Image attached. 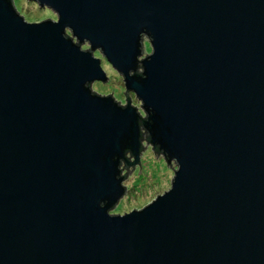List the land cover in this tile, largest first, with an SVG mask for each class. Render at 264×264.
<instances>
[{
  "label": "water",
  "instance_id": "1",
  "mask_svg": "<svg viewBox=\"0 0 264 264\" xmlns=\"http://www.w3.org/2000/svg\"><path fill=\"white\" fill-rule=\"evenodd\" d=\"M31 1L0 0V264H264V0ZM140 127L173 176L110 213Z\"/></svg>",
  "mask_w": 264,
  "mask_h": 264
},
{
  "label": "rangeland",
  "instance_id": "2",
  "mask_svg": "<svg viewBox=\"0 0 264 264\" xmlns=\"http://www.w3.org/2000/svg\"><path fill=\"white\" fill-rule=\"evenodd\" d=\"M13 6L25 20L39 21L45 18H55L54 13L46 7H38L36 2L31 0H12ZM81 46L85 48L86 43ZM97 52V51H94ZM150 52V46L145 36L142 37V55ZM95 56L100 57V64L103 68L105 81L93 80L90 88L99 94H110L119 103H124L126 96L131 104L136 107L139 113L143 114L140 101L132 92H125L123 77L115 71L98 53ZM175 163L171 160L166 162L161 153H156L148 142L143 141V150L140 151L139 160L135 165H130L122 179L126 187L125 193L118 199L116 204L109 209L110 213H122L132 208H140L156 194L161 193L169 187Z\"/></svg>",
  "mask_w": 264,
  "mask_h": 264
},
{
  "label": "trees",
  "instance_id": "3",
  "mask_svg": "<svg viewBox=\"0 0 264 264\" xmlns=\"http://www.w3.org/2000/svg\"><path fill=\"white\" fill-rule=\"evenodd\" d=\"M67 35H68V33H66ZM86 48H87V46H86ZM96 53H98L99 54V52H94V55L96 54ZM140 65H138V67H137V71L139 72L140 71ZM125 91V90H124ZM126 93L128 92V91H125ZM118 102V101H117ZM119 103V102H118ZM125 103V102H124ZM124 103H122V104H124ZM139 114H141V113H139ZM143 117H145V115L144 114H141ZM139 140H140V146H139V149H140V151H142L143 150V141H145V142H148V135H147V132L145 131V129L144 128H142V127H140V134H139ZM153 151L154 152H156V153H161L159 150H157V149H155V148H153ZM124 155H125V157H126V159L127 160H131L132 159V156H131V154H130V152L129 151H125L124 152ZM128 165H126V163H125V160H123V159H120L119 160V164H118V167H119V171H120V173H121V175H123V178H124V176L126 175V173L125 172H127L126 171V169L128 168L127 167ZM125 171V172H124Z\"/></svg>",
  "mask_w": 264,
  "mask_h": 264
},
{
  "label": "flooded vegetation",
  "instance_id": "4",
  "mask_svg": "<svg viewBox=\"0 0 264 264\" xmlns=\"http://www.w3.org/2000/svg\"><path fill=\"white\" fill-rule=\"evenodd\" d=\"M134 165H135V164H134ZM129 166H130V165H128L127 167L129 168ZM125 188H126V187H125ZM125 191H126V189H125Z\"/></svg>",
  "mask_w": 264,
  "mask_h": 264
}]
</instances>
